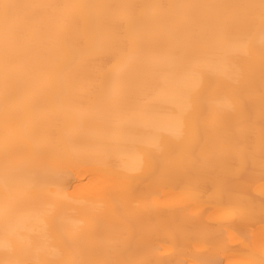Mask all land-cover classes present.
I'll return each instance as SVG.
<instances>
[{
	"label": "bare ground",
	"instance_id": "bare-ground-1",
	"mask_svg": "<svg viewBox=\"0 0 264 264\" xmlns=\"http://www.w3.org/2000/svg\"><path fill=\"white\" fill-rule=\"evenodd\" d=\"M7 2L29 7L7 88L0 18V261L264 264L261 0Z\"/></svg>",
	"mask_w": 264,
	"mask_h": 264
},
{
	"label": "snow or ice",
	"instance_id": "snow-or-ice-1",
	"mask_svg": "<svg viewBox=\"0 0 264 264\" xmlns=\"http://www.w3.org/2000/svg\"><path fill=\"white\" fill-rule=\"evenodd\" d=\"M24 7H29L25 5H20V4H15V3H9L7 0H0V18L3 19L4 22V33H5V47H4V61H5V78H6V88H7V72H8V65L10 62V44H9V38L10 36L14 33L15 31V21L19 16L20 9ZM127 8L128 14L135 15L136 9L137 8H142V7H149V6H144V5H126L123 6ZM260 42L262 45V48H264V0H261V5H260ZM248 28L249 32L252 31L253 25H254V18H249L248 20ZM252 39L248 38L243 40L242 42H238L235 44V48L240 51H247L248 48L252 46ZM237 78H239V74H237ZM193 87H196V84L193 83ZM231 97L234 99H226L224 101V106L228 108L229 110H235V108L242 103V95L240 93L233 92L230 94ZM6 101H7V92H6ZM132 107L136 109V111L140 114H147V112L150 109V102H146L144 105H137L134 102L132 103ZM176 132L177 134H180L183 130L182 123L180 121H177L176 123ZM262 147H264V135H262ZM86 155L92 157V158H100L104 154L103 153H98V152H89L86 153ZM59 159H61L60 156L58 155H51L47 156L41 159L40 163L43 164H55ZM5 186L8 187L10 184V181L12 179L13 173L9 169L7 163L5 165ZM59 174L55 171H49V172H44L40 177V183L45 186H50L54 185L58 179H59ZM19 229L18 228H9L7 223L5 224V233L8 236H15L18 239L23 240V237L19 235ZM0 264H33L32 261H27V260H21V259H15V260H9V261H0ZM36 264H47V262H36Z\"/></svg>",
	"mask_w": 264,
	"mask_h": 264
}]
</instances>
